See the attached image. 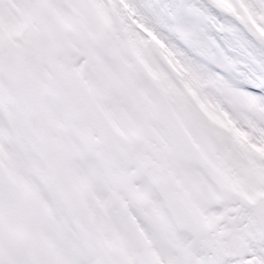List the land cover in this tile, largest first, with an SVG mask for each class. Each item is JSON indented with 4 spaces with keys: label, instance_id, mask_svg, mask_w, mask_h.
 Instances as JSON below:
<instances>
[{
    "label": "snow or ice",
    "instance_id": "obj_1",
    "mask_svg": "<svg viewBox=\"0 0 264 264\" xmlns=\"http://www.w3.org/2000/svg\"><path fill=\"white\" fill-rule=\"evenodd\" d=\"M0 264H264V0H0Z\"/></svg>",
    "mask_w": 264,
    "mask_h": 264
}]
</instances>
